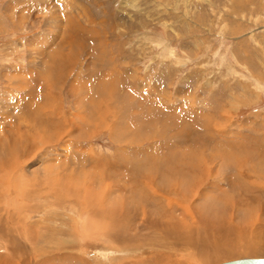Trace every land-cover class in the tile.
I'll return each instance as SVG.
<instances>
[{
    "label": "rangeland",
    "instance_id": "1",
    "mask_svg": "<svg viewBox=\"0 0 264 264\" xmlns=\"http://www.w3.org/2000/svg\"><path fill=\"white\" fill-rule=\"evenodd\" d=\"M263 149L264 0H0V264L264 256Z\"/></svg>",
    "mask_w": 264,
    "mask_h": 264
},
{
    "label": "bare ground",
    "instance_id": "2",
    "mask_svg": "<svg viewBox=\"0 0 264 264\" xmlns=\"http://www.w3.org/2000/svg\"><path fill=\"white\" fill-rule=\"evenodd\" d=\"M58 56V55H57ZM69 56V55H68ZM63 57V56H62ZM70 57V56H69ZM61 58V57H60ZM55 61V60H54ZM67 61H69V60H67ZM64 62V61H63ZM71 62V61H70ZM69 62V63H70ZM58 64V63H57ZM56 64V65H57ZM68 64V63H67ZM53 65V64H52ZM58 66H59V68H60V64H58ZM58 69V68H57ZM58 75V74H57ZM55 76H56V74H55ZM59 77V76H58ZM53 80V79H52ZM57 80H59L58 78H57ZM55 81H56V79H55ZM111 88V87H110ZM114 89V88H113ZM112 89V90H113ZM108 90V89H107ZM111 90V89H110ZM109 90V91H110ZM133 107V106H132ZM103 108V107H102ZM101 108V109H102ZM121 123V122H120ZM126 127V126H125ZM124 128V127H123ZM117 129H119V128H117ZM126 130V129H125ZM129 133V132H128ZM138 134V133H137ZM134 135V134H133ZM176 137V136H175ZM204 143V142H203ZM254 150V149H253ZM264 150V149H263ZM256 151V150H255ZM241 152V151H240ZM260 153H262V151L260 152ZM247 154H250V151H249V153H247ZM256 154H257V152H256ZM255 154V155H256ZM262 155V156H261ZM259 154V156H258V154H257V156H256V158H257V163L255 164V165H251V166H249V168H246V169H248L250 172L251 171H253L254 173H256V174H260L259 172H263L264 170V154ZM132 157V156H131ZM122 159V158H121ZM184 159V158H183ZM168 160V159H167ZM182 159H180L179 161H181ZM187 160V159H186ZM172 161V160H171ZM191 161V160H190ZM150 162V161H149ZM174 162V161H173ZM187 163V167L186 168H184V170H186L187 172H185L186 174L185 175H182V176H186V177H189V176H193L194 174L192 173V171H193V169H192V167H194V166H192L191 167V165H190V163L189 162H186ZM163 164V163H162ZM128 165V164H127ZM126 165V166H127ZM171 165H173V163L171 164ZM183 165V164H182ZM168 167L169 166H167V169H168ZM239 168L240 167H236L235 169H237V171L239 170ZM183 169V168H182ZM171 170V169H170ZM169 170V171H170ZM191 170V171H190ZM263 170V171H262ZM172 171V173H178V169H172L171 170ZM181 172H180V174L182 173V171L183 170H180ZM161 173H163V172H161ZM163 174H165V173H163ZM237 176H238V174H236ZM167 175L165 174V176H164V179H163V181H164V183L166 182L165 180H168V177L169 176H167ZM176 176V175H175ZM242 176V175H241ZM240 177V176H239ZM163 178V177H162ZM112 179V178H111ZM193 180H194V177L192 178ZM233 178H231L230 180L231 181H228L229 182V185H230V183H232L230 186H229V188L231 187V186H233V187H237V185H236V183H233L232 180ZM237 179V178H236ZM246 185V184H245ZM142 186V185H141ZM252 187V186H251ZM232 189V188H231ZM235 189V188H234ZM241 189H243V191L244 190H246V191H248L249 192V190H248V188H246V187H241ZM240 189V190H241ZM238 190H239V188H238ZM250 190H251V188H250ZM134 191V190H133ZM132 191V192H133ZM236 191H237V189H236ZM242 191V190H241ZM246 191H244V193L246 194ZM256 192V191H255ZM255 192H254V194H255ZM258 192V191H257ZM136 194H137V192H135ZM249 194H250V192H249ZM248 194V195H249ZM252 194V193H251ZM134 195V194H133ZM132 195V196H133ZM147 195V194H146ZM237 195V194H236ZM139 196V195H138ZM219 197H221V199H223V196L222 195H218ZM251 196V195H250ZM253 196V195H252ZM151 197H153V196H151ZM219 197H217V199L215 200V201H219ZM135 198H136V196H135ZM234 198V197H233ZM254 198V197H253ZM231 199V198H230ZM235 199V198H234ZM234 199H233V201H234ZM241 199V202H243V203H245L244 201H243V199L242 198H240ZM249 199V198H248ZM229 200V199H228ZM235 200H237V198L235 199ZM255 200V199H254ZM215 201H213L212 202V205H214L215 203ZM247 201V200H246ZM250 201V200H249ZM220 202V201H219ZM232 201H230L229 203H228V205L226 206V208L224 209L225 211L226 210H229L231 207H232V204H233V202L231 203ZM239 202V201H238ZM214 203V204H213ZM256 203V205H257V203L258 202H255ZM237 205V207H236V209H242V203H236ZM155 205V204H154ZM249 206V205H251L252 207H253V205L252 204H248V202H246V204H244V206L243 207H245V206ZM216 207V206H215ZM225 207V206H224ZM239 207V208H238ZM148 208V207H147ZM213 208V207H212ZM256 208V207H255ZM258 208V207H257ZM223 210V211H224ZM249 210H250V208H249ZM151 212V211H150ZM185 213L187 212H191L190 210H186L185 209V211H184ZM193 212V211H192ZM152 213V212H151ZM164 214V213H163ZM151 216V215H150ZM162 216V215H161ZM166 216V215H165ZM144 217H147V216H144ZM173 217V216H172ZM172 217H170L169 219L170 220H172ZM122 218V217H121ZM158 218V217H157ZM129 219V218H128ZM145 219V218H144ZM147 219V218H146ZM149 219V218H148ZM150 219H151V217H150ZM153 219V221H154V223L156 222V219H154V218H152ZM159 219H160V216H159ZM161 219H163V218H161ZM161 219H160V221H161ZM166 219V218H165ZM168 219V220H169ZM158 220V219H157ZM167 220V219H166ZM169 220V221H170ZM130 221V220H129ZM146 221V220H145ZM149 221V220H148ZM153 221H152V223H153ZM164 221V220H163ZM168 221V223L169 224H171L170 222ZM184 222H185V220H183ZM119 222V221H118ZM121 222V221H120ZM123 222H125V221H123ZM123 222H122V224H123ZM128 222V221H127ZM150 222V221H149ZM148 222V223H149ZM175 222V221H174ZM184 222H181L180 223V221H179V223H180V227H183V228H191V225L189 224V223H187V224H185ZM137 223V222H136ZM145 223H147V222H145ZM156 223H158V222H156ZM119 224H121V223H119ZM121 224V225H122ZM126 224V223H125ZM132 224V223H131ZM143 224V223H142ZM158 224H160V223H158ZM118 225V224H117ZM140 225V224H139ZM145 225V224H144ZM147 225V224H146ZM154 225V224H153ZM167 225V224H166ZM172 225H173V223H172ZM175 225V224H174ZM210 225H211V223H210ZM213 225V224H212ZM125 226V225H124ZM141 226V225H140ZM168 226V225H167ZM110 227V226H109ZM120 227V226H119ZM145 227V226H144ZM173 227V226H172ZM175 227V226H174ZM121 228H123V227H121ZM125 228V227H124ZM123 228V229H124ZM143 228V227H142ZM182 228V229H183ZM139 229H141V228H139ZM210 231H212V227L210 226ZM122 230V229H121ZM142 230V229H141ZM202 230V229H201ZM213 230H215V229H213ZM110 231V230H109ZM118 231H119V229H118ZM131 231V230H130ZM144 231H145V229H144ZM107 232V231H106ZM115 232H116V230H115ZM148 232V231H147ZM161 232V231H160ZM167 232V231H166ZM198 232H199V234H200V231L198 230ZM203 231H201V233H202ZM109 233V232H108ZM117 233V232H116ZM116 233H114V232H112V234L114 235V236H112V234L109 236L111 239L110 240H112L113 242H116L117 243V247L118 248H120V249H125V253H127L128 255H130V256H132V258L133 259H131L132 261H136V262H138V263H135V264H143L144 263V260H149V261H151V259H152V255H151V253H150V250H151V248L149 249V247L147 248H144L143 246L141 247V244H140V246H134V248H133V243H132V245H129L128 244V242H127V238H125V236L124 235H119V233H118V235L115 237V235H116ZM152 233H154V232H152ZM170 233V232H169ZM169 233H167V234H169ZM179 233H181V232H179ZM204 233V232H203ZM135 234V233H134ZM151 234V233H150ZM165 234V233H164ZM198 234V235H199ZM109 235V234H108ZM136 235V234H135ZM134 235V236H135ZM144 235V234H143ZM146 235V234H145ZM170 236H171V234H169ZM139 236H141L140 234H139ZM138 236V237H139ZM202 236H203V234H202ZM137 237V238H138ZM168 237V236H167ZM167 237H166V239H167ZM158 238V237H157ZM169 239V238H168ZM252 239H254V238H252ZM154 241V240H153ZM152 241V242H153ZM165 241V240H164ZM168 241V240H167ZM254 241V240H253ZM158 241H156V243H157ZM161 242V241H160ZM155 243V242H154ZM167 243V242H166ZM152 246V245H151ZM153 247V246H152ZM154 248V247H153ZM152 248V249H153ZM156 248V247H155ZM154 248V249H155ZM172 248V247H171ZM155 254V253H154ZM146 256V258H144ZM154 256V255H153ZM68 257V256H67ZM164 257H166V258H168V259H170V262H173V261H175V260H171L172 258V254L169 252V253H167V255L166 256H164ZM199 257H202V254L199 256ZM199 257H198V259H199ZM174 259V258H173ZM201 259V258H200ZM202 260V259H201ZM61 261V260H60ZM178 261V260H177ZM176 261V262H177ZM66 262V261H65ZM170 262H169V260H168V264H170ZM179 262V261H178ZM61 263V262H60ZM126 264H131V261H130V263L129 262H127ZM133 264V263H132Z\"/></svg>",
    "mask_w": 264,
    "mask_h": 264
},
{
    "label": "water",
    "instance_id": "3",
    "mask_svg": "<svg viewBox=\"0 0 264 264\" xmlns=\"http://www.w3.org/2000/svg\"><path fill=\"white\" fill-rule=\"evenodd\" d=\"M213 264H264V256H239L238 258L226 259Z\"/></svg>",
    "mask_w": 264,
    "mask_h": 264
}]
</instances>
